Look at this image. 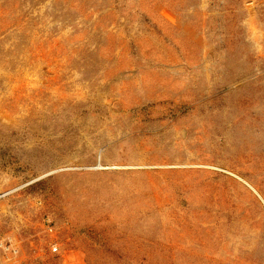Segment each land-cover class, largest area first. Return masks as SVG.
<instances>
[{
	"label": "rangeland",
	"instance_id": "1",
	"mask_svg": "<svg viewBox=\"0 0 264 264\" xmlns=\"http://www.w3.org/2000/svg\"><path fill=\"white\" fill-rule=\"evenodd\" d=\"M0 264H264V0H0Z\"/></svg>",
	"mask_w": 264,
	"mask_h": 264
}]
</instances>
